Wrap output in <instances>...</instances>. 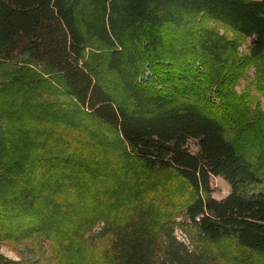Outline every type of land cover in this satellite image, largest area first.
<instances>
[{
	"label": "trees",
	"instance_id": "obj_1",
	"mask_svg": "<svg viewBox=\"0 0 264 264\" xmlns=\"http://www.w3.org/2000/svg\"><path fill=\"white\" fill-rule=\"evenodd\" d=\"M221 28L250 38L248 60L264 64V0H0V241L34 239L39 254L48 249L68 264V246L103 217L96 199L104 163L87 159L94 136L102 140L87 130L94 122L113 129L146 168L174 171L193 196L161 221L136 205L127 222L105 227L106 261L83 260L79 250L77 264H227L189 247L175 227L211 242L234 238L264 264V113L250 115L232 80L220 81L236 45ZM91 44L107 49L106 68L120 77L127 102L81 62ZM189 50L222 67L199 81L174 71L186 67ZM16 59L39 69L4 66ZM155 60L172 71L138 80ZM257 77L263 84L264 66ZM212 83L220 107L201 92ZM63 92L79 113H66ZM227 122L243 129L239 146L226 136ZM211 176L229 184L224 198L210 195ZM0 264L23 263L0 255Z\"/></svg>",
	"mask_w": 264,
	"mask_h": 264
},
{
	"label": "rangeland",
	"instance_id": "obj_2",
	"mask_svg": "<svg viewBox=\"0 0 264 264\" xmlns=\"http://www.w3.org/2000/svg\"><path fill=\"white\" fill-rule=\"evenodd\" d=\"M198 21H202L201 16H195L192 22L198 24ZM220 31L224 32L230 39H233L236 44L234 52H230L227 55L226 60H229L218 74L220 75V81H224L225 85H228L229 81L232 80L231 91L240 97L241 102L247 105L250 115L258 112L264 113V89L260 90L256 86L259 85L257 69L264 66V64L260 60L258 62L248 60L250 38L224 28H221ZM106 53L107 49L104 47L91 44L85 49L81 62L90 68L98 80L112 90L119 100L127 102L129 93L120 77L106 68ZM187 56L189 57L185 60L186 67L181 66L174 71L189 75L194 81L201 80V76L206 75L207 70L212 67L215 66L216 69L222 67L217 65L210 57L202 59L204 57H201L197 51L189 50ZM169 63V61H164V64L160 65V62L155 60V66L149 65V67L148 63H146L144 73L143 75L141 74L138 80L157 79L159 74L162 75L172 71L167 68ZM4 66L11 70L18 67L39 69L37 65L26 63L22 59L9 61ZM154 73L157 75L155 76ZM52 74L48 73L47 75L52 76ZM178 77L172 78L177 82ZM54 83L60 82L57 80ZM259 86H264V81ZM217 88V83H212L208 90L201 92H204L208 102L215 107H220L221 101L216 95ZM61 94L63 95H60V97L58 95L60 100L65 102L69 100L66 113H79L74 108L75 103L72 97L65 92ZM85 124H88L87 130H94L96 133L98 131L102 138V140L97 139V134L94 136L92 142L87 146V153H89V158L87 159L94 162L95 165L96 163L99 164L97 160L100 164L104 163L100 166L102 170L97 183H99L101 190L96 199V208L100 213L102 212L103 217L94 224L91 230L86 232L84 241L79 240L78 242L81 241L80 244L76 242L68 246V264H77L79 250L83 260L94 259L97 263L106 261V258H102L108 252L107 236L103 233L105 227L109 223L127 222L136 205H147L148 209L145 214L148 218H157L161 221L176 217L179 209L193 196V191L188 187L187 183L174 171L170 169L146 168L142 162L135 158L113 129L94 122ZM225 125L226 136L238 146L241 141L247 139L242 132L243 129L237 126L236 122H227ZM187 145L192 152L197 151V146L193 140H189ZM251 151L249 152L250 156L259 157V150L251 149ZM210 187V195L216 199L224 198L231 190L229 184L221 176H211ZM174 234L189 247L199 246L212 251L227 264H262L258 254L240 247L234 238L211 242L202 240L194 230L191 231L189 236L187 233L182 232L179 227L174 228ZM38 246V241L34 239L14 242L3 240L0 241V255L20 261L23 264H64V259H55L48 249H46L45 253L39 254ZM42 246L47 248L45 244H42Z\"/></svg>",
	"mask_w": 264,
	"mask_h": 264
}]
</instances>
